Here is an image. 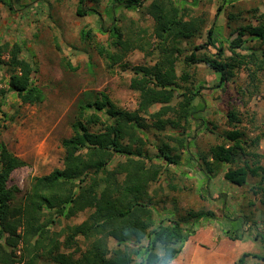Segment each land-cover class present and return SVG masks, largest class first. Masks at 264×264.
Returning a JSON list of instances; mask_svg holds the SVG:
<instances>
[{"label":"trees","instance_id":"obj_1","mask_svg":"<svg viewBox=\"0 0 264 264\" xmlns=\"http://www.w3.org/2000/svg\"><path fill=\"white\" fill-rule=\"evenodd\" d=\"M18 1L0 0V4L14 11ZM148 1L113 0L108 9L112 14L116 8L145 9L154 21L156 62L153 66L133 68L135 77L131 89L140 94L136 111L118 108L106 94L82 103L79 119L73 124L74 133L63 141V169L34 178L22 198L18 197L19 188L9 183L12 174L26 163L0 143V264H40L41 261L134 264L135 257H140L142 264H174L190 240L197 236L196 224L214 217L212 212L189 211L180 221H170L169 225L156 223L151 186L160 179L162 168L148 156L143 135L150 129L159 133L167 128L186 131L190 121L195 119L197 112L193 102L200 96L199 91L184 92L178 109L172 103L177 91L183 89L181 82L189 81L187 73L178 76V55L182 54L184 43L203 34L205 22L187 19V11L177 0H151L146 5ZM85 3V0L80 1L78 16L97 15L104 19L97 9L85 7ZM101 32L108 35L109 44L100 46L98 53L111 69L126 65L124 61L129 53L145 51V43L126 37L117 22L109 27L102 25ZM234 33L236 39L225 49L217 45L211 28L207 33L208 43L194 47L186 57V65L208 66L219 76L217 87L220 88L242 69L249 72L252 82L256 81L264 72V15L259 17L257 25L241 26ZM93 35L91 29L81 32L84 42L93 39ZM245 37L258 43L257 51L248 55L238 51L248 43ZM208 46H213L217 53L198 56L197 52ZM23 52L20 43L0 44V67L6 71L9 86L8 90L0 88V113H3L8 92H13L26 105H39L45 99L36 84L37 69L23 58ZM156 105H161V109L152 113ZM89 111H92L90 115ZM228 118L229 130L222 136L223 143L202 153L200 160L208 174H214L218 164L231 165L225 179L238 187L247 185L249 177L260 179L254 193L264 194V170L259 166L261 155L255 152L261 137L249 140L241 127L239 114L230 112ZM92 125H100V128L92 130ZM188 139H176V146L163 142L158 146L157 157L167 165H179V151H188L191 147ZM117 156L121 160L114 164ZM84 213L89 216L81 224L68 226L61 232L53 230L60 220L70 221ZM241 220L237 219L239 226L230 236L234 241H242L238 234L242 229ZM259 236L264 242V231ZM111 241L115 242L114 248ZM250 257L255 258L257 264L264 262V256L244 253L236 264H247Z\"/></svg>","mask_w":264,"mask_h":264},{"label":"rangeland","instance_id":"obj_2","mask_svg":"<svg viewBox=\"0 0 264 264\" xmlns=\"http://www.w3.org/2000/svg\"><path fill=\"white\" fill-rule=\"evenodd\" d=\"M80 1L20 0L15 3L14 11L0 4V44L23 46V58L37 69L36 84L45 94L41 104L32 106L23 104L13 92H8L3 113H0V143L26 163L12 174L9 183L19 188V198L30 189L34 178L63 169V141L74 133L73 124L79 119L81 104L106 94L118 108L136 111L140 94L131 89L135 77L133 68L153 66L157 59L154 21L145 9L116 8L112 14L108 9L113 0H85V7L97 9L104 16L102 20L97 15L78 16ZM177 2L187 11V19L202 20L205 27L201 36L183 44L182 54L178 55V76L187 73L189 81L181 82L183 89L177 91L172 106L178 109L184 92L199 91L200 96L193 102L197 114L186 131L167 128L159 133L150 129L143 135L148 156L162 168L160 179L151 186L155 219L157 225H169L170 221L185 218L189 211L212 212V219L196 224L197 236L190 240L174 264H236L244 253L264 256V242L259 236L264 231V194L254 193L260 179L249 177L247 185L238 187L225 179L231 165L218 164L214 174H208L200 155L223 143L222 136L229 130V113L235 112L249 140L261 137L255 152L261 155L259 166L264 170V72L252 82L247 70H238L236 77L220 88L217 87L219 76L213 70L204 64L188 67L185 60L194 47L208 43L207 33L211 28L217 45L228 49L239 27L257 25L259 17L264 15V0ZM150 3L151 0L146 5ZM114 22L126 37L142 40L145 51L129 53L124 61L126 65L111 69L99 55L98 48L109 44L108 35L101 32L102 25L109 27ZM83 29H91L93 39L84 42ZM245 39L248 43L238 51L246 55L257 51L258 43L249 41L248 37ZM216 53L213 46L197 52L198 56ZM230 55L227 51V56ZM0 88H9L8 76L1 67ZM160 109L161 105H156L151 112ZM91 113L89 111L88 115ZM99 128L100 125L91 127L95 131ZM178 138H189L191 147L188 151H179V165H167L157 157L158 146L163 142L176 146ZM120 160L117 156L114 164ZM250 163L253 165V161ZM88 216L89 213H84L70 221L60 220L53 230L61 232L68 226L81 224ZM238 218L243 222L238 233L242 241L230 238L239 226ZM114 247L115 242L111 241V248ZM257 263L253 257L247 259V264ZM40 264L52 263L41 261ZM134 264H142L141 258L135 257Z\"/></svg>","mask_w":264,"mask_h":264}]
</instances>
